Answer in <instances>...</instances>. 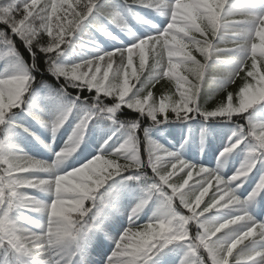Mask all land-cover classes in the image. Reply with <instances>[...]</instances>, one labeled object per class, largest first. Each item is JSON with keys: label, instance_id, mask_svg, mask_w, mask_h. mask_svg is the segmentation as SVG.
<instances>
[{"label": "snow or ice", "instance_id": "snow-or-ice-1", "mask_svg": "<svg viewBox=\"0 0 264 264\" xmlns=\"http://www.w3.org/2000/svg\"><path fill=\"white\" fill-rule=\"evenodd\" d=\"M0 264H264V0H0Z\"/></svg>", "mask_w": 264, "mask_h": 264}, {"label": "trees", "instance_id": "trees-1", "mask_svg": "<svg viewBox=\"0 0 264 264\" xmlns=\"http://www.w3.org/2000/svg\"><path fill=\"white\" fill-rule=\"evenodd\" d=\"M194 54H195V53H194ZM196 55H197V58H198V59H202L201 57H199L198 54H196ZM214 71H218V70H217V69H214ZM240 83H241V81H240L239 79H237L236 84L231 85V86L229 87L228 90H229V91H233V90H235V89H236V86L239 85ZM210 84H211V82H210ZM211 85H212V84H211ZM212 87H213V85H212ZM168 89H170V90H172V91L175 90V89H174V86L172 85L171 82H169V81H167V80H162V81H160V82L155 86V88H153V92H154V94L158 97V96L160 95L161 92H163V91H165V90H168ZM224 95H225V93H222L221 95H219V96H217V97L214 96L213 100L209 102L208 107H209V108L213 107L214 104H215L216 102H218L219 100L223 99Z\"/></svg>", "mask_w": 264, "mask_h": 264}]
</instances>
